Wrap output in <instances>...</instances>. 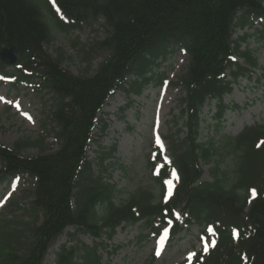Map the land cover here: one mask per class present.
I'll list each match as a JSON object with an SVG mask.
<instances>
[{
  "label": "trees",
  "instance_id": "16d2710c",
  "mask_svg": "<svg viewBox=\"0 0 264 264\" xmlns=\"http://www.w3.org/2000/svg\"><path fill=\"white\" fill-rule=\"evenodd\" d=\"M263 16L264 0H0V48H19L15 66L0 61V77L49 95L48 134L56 140L55 148L40 135L18 138L11 148L0 144V183L21 175L35 180L23 209L29 218L10 214L14 201L0 212V264H43L61 235L75 236L67 227L109 240L121 224L138 222L155 232L154 222L168 224L170 236L192 224L209 229L216 246L192 264H264V124L223 134L218 144L199 139L206 102L215 101L219 130L222 114L232 108L224 96L257 68L251 49H241L251 33L233 37L235 29ZM98 20L105 37L96 48L107 56L92 74L64 68L60 48L47 52L54 28L68 31ZM174 48L187 62L175 81L184 93L173 120L179 126L165 137L171 161L148 186L121 199L104 178L102 162L88 159L92 131L114 90L139 95L161 82L153 71ZM30 148L36 152L22 153ZM222 149L233 156L232 179L219 171ZM210 164V177L203 179V165ZM173 169L178 179L165 202ZM98 245L59 244L54 264H102Z\"/></svg>",
  "mask_w": 264,
  "mask_h": 264
},
{
  "label": "rangeland",
  "instance_id": "374dc122",
  "mask_svg": "<svg viewBox=\"0 0 264 264\" xmlns=\"http://www.w3.org/2000/svg\"><path fill=\"white\" fill-rule=\"evenodd\" d=\"M101 25L102 21L98 20L68 31L54 28L53 40L47 52L54 55L55 49L60 48L64 52V68L74 75H90L107 56L105 49L96 48V43L105 37ZM244 32L237 28L233 37L242 36ZM248 33L251 34L242 42L241 49H251L257 60V68L251 69L248 77H242L233 84L232 92L225 96L224 103L232 108L222 114L219 130L215 129L213 119L215 101L206 102L200 113L203 118L200 141L211 139L218 144L223 134L236 136L247 127L264 124V17L256 20ZM236 59L244 66L239 57ZM159 61L153 73L154 77L161 75V82L148 84L139 95L122 90L110 95L99 113L100 119L87 150L89 160L102 162V166L106 167L103 176L115 185L121 199L136 187L148 186L149 179L156 175L162 163L171 160L165 137L179 126L174 127L173 120L174 115L178 114V101L184 93L175 85V81L185 68L187 55L181 49L174 48ZM48 97L34 85H11L0 78V144L11 148L18 138L40 135L55 148L56 140L52 134H48L53 127L47 118ZM157 137L160 139L159 145L156 143ZM158 150L162 162L155 158ZM35 152L31 148L22 151L24 154ZM218 152L219 171H224L232 179L235 170L233 156L223 149ZM151 161L153 165H150ZM210 166L203 165V179H209ZM34 181L28 175H21L0 183V212L14 201L16 204H13L10 214L29 218L23 209H27ZM248 195L252 197V194ZM153 225L162 227L157 222ZM67 231L75 236L62 235L48 250L43 264H54L55 250L59 244L71 245L78 241L89 246L93 241L99 242L97 252L101 255L102 264H190L196 256L203 255L204 244L211 246L212 242L209 232L205 234L193 224L172 236L170 241H165L158 256L156 252L161 234L156 236L153 229L141 227V222L126 226L121 224L109 240H93L84 233L75 234L71 228ZM191 254L195 255L190 261L188 258Z\"/></svg>",
  "mask_w": 264,
  "mask_h": 264
},
{
  "label": "snow or ice",
  "instance_id": "6c2138e0",
  "mask_svg": "<svg viewBox=\"0 0 264 264\" xmlns=\"http://www.w3.org/2000/svg\"><path fill=\"white\" fill-rule=\"evenodd\" d=\"M156 143L159 145L160 144V139L159 137H157L156 139ZM259 146V145H258ZM165 163H168L167 160H165ZM157 171H159V168L157 169ZM171 177L172 179L171 180H168L166 181V185H167V192H166V195H165V202H167L168 198H170L172 195H173V188H174V183L175 181L178 179L177 175H176V172L175 170L173 169V171L171 172ZM252 195H253V198H255L256 196V193H255V190H253L252 192ZM251 202V201H250ZM169 224H171V221H169ZM234 235H235V232H234ZM168 237V229H164L163 233L161 234V237H160V240L158 241V248H157V252L156 254L159 256L160 255V252L163 248V245H164V242L165 240L167 239ZM216 246V241L213 240L211 242V247L214 248ZM209 249H210V246L209 244L205 243L204 244V254L207 255V253L209 252ZM195 254H191L189 256V260L191 261L192 257L194 256Z\"/></svg>",
  "mask_w": 264,
  "mask_h": 264
},
{
  "label": "water",
  "instance_id": "95a60500",
  "mask_svg": "<svg viewBox=\"0 0 264 264\" xmlns=\"http://www.w3.org/2000/svg\"><path fill=\"white\" fill-rule=\"evenodd\" d=\"M19 51L18 46L14 45L11 47H2L0 49V60L1 62L11 65L16 61V55Z\"/></svg>",
  "mask_w": 264,
  "mask_h": 264
}]
</instances>
